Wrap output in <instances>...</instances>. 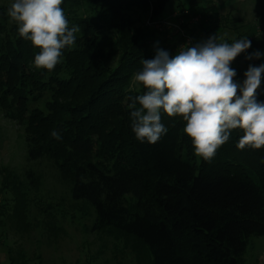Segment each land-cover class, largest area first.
<instances>
[{
	"label": "trees",
	"instance_id": "16d2710c",
	"mask_svg": "<svg viewBox=\"0 0 264 264\" xmlns=\"http://www.w3.org/2000/svg\"><path fill=\"white\" fill-rule=\"evenodd\" d=\"M170 1L63 0L80 32L50 72L34 67L38 49L9 23V5L0 7V109L25 127L28 159L55 162L73 200L95 210V229L135 239L149 264H243L250 240L264 238V148L239 149L237 129L207 162L180 117L161 114L168 132L155 144L131 130L132 77L164 47L137 18H161ZM252 50L261 57L231 64L239 84L249 65L264 64V44Z\"/></svg>",
	"mask_w": 264,
	"mask_h": 264
},
{
	"label": "rangeland",
	"instance_id": "374dc122",
	"mask_svg": "<svg viewBox=\"0 0 264 264\" xmlns=\"http://www.w3.org/2000/svg\"><path fill=\"white\" fill-rule=\"evenodd\" d=\"M222 1L171 0L161 18L145 15L136 27L155 22L170 56L185 43L181 33L195 45L213 35L228 43L247 37L251 47L237 57L246 59L256 43L264 44V0ZM11 2L0 0V7ZM47 101L38 103L41 109ZM95 223V210L73 200L69 178L55 162L28 159L25 127L0 109V264L150 263L138 241L114 230L98 231ZM243 264H264V238L250 240Z\"/></svg>",
	"mask_w": 264,
	"mask_h": 264
},
{
	"label": "clouds",
	"instance_id": "9594fccd",
	"mask_svg": "<svg viewBox=\"0 0 264 264\" xmlns=\"http://www.w3.org/2000/svg\"><path fill=\"white\" fill-rule=\"evenodd\" d=\"M63 0H12L7 8L9 23L18 35L38 49L34 67L52 71L61 63L63 50L75 45L78 25L69 26ZM251 47L245 38L232 43L218 42L213 35L177 54L157 48L155 57L142 60L134 73L129 96L131 130L135 138L157 143L168 129L161 114L180 117L183 133L190 139L194 154L211 162L218 149L228 142L233 130L242 131L237 147L264 148V102L257 100L264 80V64L249 65L239 84L232 62ZM259 51L246 59H259ZM51 135L60 139L57 131Z\"/></svg>",
	"mask_w": 264,
	"mask_h": 264
},
{
	"label": "built area",
	"instance_id": "2783aa9c",
	"mask_svg": "<svg viewBox=\"0 0 264 264\" xmlns=\"http://www.w3.org/2000/svg\"><path fill=\"white\" fill-rule=\"evenodd\" d=\"M197 21H198V19L195 20V22H197ZM149 27L157 28V27H155V22L150 23V24H149ZM181 34H182L183 38L185 39V43H186V46H187V47H191V46H194V45H195L194 40H193L191 37L185 35L184 33H181ZM185 43H184V44H185ZM184 44L181 45L180 48H181V47H185Z\"/></svg>",
	"mask_w": 264,
	"mask_h": 264
}]
</instances>
